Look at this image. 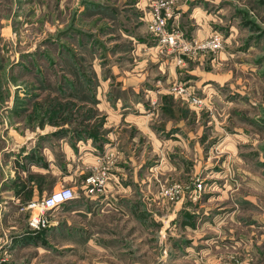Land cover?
I'll return each instance as SVG.
<instances>
[{"label": "rangeland", "instance_id": "rangeland-1", "mask_svg": "<svg viewBox=\"0 0 264 264\" xmlns=\"http://www.w3.org/2000/svg\"><path fill=\"white\" fill-rule=\"evenodd\" d=\"M155 1L0 0V264H264V0Z\"/></svg>", "mask_w": 264, "mask_h": 264}, {"label": "built area", "instance_id": "built-area-1", "mask_svg": "<svg viewBox=\"0 0 264 264\" xmlns=\"http://www.w3.org/2000/svg\"><path fill=\"white\" fill-rule=\"evenodd\" d=\"M174 0H156L152 4V11L149 20V29L151 33L158 39V43L164 50L169 52L178 50L181 54H189L198 50H217L221 48L222 40L219 34H214L207 40H189L183 32L176 27H169L171 17V5ZM175 91L182 95L189 93L182 87L177 86ZM191 97V96H190ZM195 103H198L193 98ZM75 192L71 187H62L55 190L51 195L46 197L42 202H32L30 207L38 209L39 213L31 220V225L40 228L45 226V214L48 210L57 208L72 201Z\"/></svg>", "mask_w": 264, "mask_h": 264}, {"label": "crops", "instance_id": "crops-1", "mask_svg": "<svg viewBox=\"0 0 264 264\" xmlns=\"http://www.w3.org/2000/svg\"><path fill=\"white\" fill-rule=\"evenodd\" d=\"M146 18H149V13L146 14ZM176 116H177V115H176ZM171 123H172V122H171ZM171 125H172V124H171ZM175 126H176L175 124H173L172 126H167V125H165V126H163V127H164V131H165V132H168L170 129H175ZM180 126H181V124H180L179 121H178V123H177V127L180 128ZM124 127H133V123L130 124L129 126L124 125ZM153 129H154V128H153ZM180 132H183V130L181 129ZM146 137H147L148 143L151 144L152 149H153L154 151H155V146H156V144H158V143H161V142L172 143V141H176V142L179 141L177 138H176V140H172L171 137H175L174 134L170 136L171 139L164 140V139L162 138V137H163L162 135H159L158 133H156V132L153 131V130H150V131L148 130L147 133H146ZM134 140H135V138H134ZM179 143H182V142H179ZM179 168H180V167H179ZM179 168H173V169H179Z\"/></svg>", "mask_w": 264, "mask_h": 264}]
</instances>
